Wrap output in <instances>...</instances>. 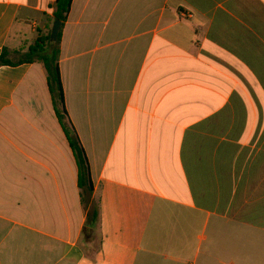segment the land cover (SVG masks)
I'll use <instances>...</instances> for the list:
<instances>
[{"label":"crops","instance_id":"obj_1","mask_svg":"<svg viewBox=\"0 0 264 264\" xmlns=\"http://www.w3.org/2000/svg\"><path fill=\"white\" fill-rule=\"evenodd\" d=\"M55 3L0 0V264H264V0H73L92 224L45 69L19 63Z\"/></svg>","mask_w":264,"mask_h":264},{"label":"trees","instance_id":"obj_2","mask_svg":"<svg viewBox=\"0 0 264 264\" xmlns=\"http://www.w3.org/2000/svg\"><path fill=\"white\" fill-rule=\"evenodd\" d=\"M73 0H56L54 5V19L62 23L61 31L56 42H52L50 35L39 37L35 44L29 48L20 60V64L41 63L47 74V82L52 97L53 108L57 118L65 131L73 154L79 168V187L81 189L82 201L85 210L88 211V223L92 224L97 221L99 213L96 208L92 207V197L94 187L91 181L90 167L86 153L77 137V134L69 126L68 114L65 107V94L62 82V75L59 65L61 55L62 31L67 22ZM0 64H12L6 56L0 57Z\"/></svg>","mask_w":264,"mask_h":264},{"label":"water","instance_id":"obj_3","mask_svg":"<svg viewBox=\"0 0 264 264\" xmlns=\"http://www.w3.org/2000/svg\"><path fill=\"white\" fill-rule=\"evenodd\" d=\"M61 28H62L61 21L55 20L54 24H53V27H52V30H51V36H50V39H51L52 42H56L57 41L58 35H59L60 31H61Z\"/></svg>","mask_w":264,"mask_h":264},{"label":"rangeland","instance_id":"obj_4","mask_svg":"<svg viewBox=\"0 0 264 264\" xmlns=\"http://www.w3.org/2000/svg\"><path fill=\"white\" fill-rule=\"evenodd\" d=\"M54 24V23H53ZM14 60H17V57L16 58H14Z\"/></svg>","mask_w":264,"mask_h":264}]
</instances>
